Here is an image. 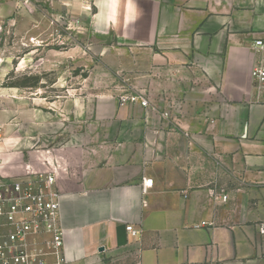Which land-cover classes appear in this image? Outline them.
Listing matches in <instances>:
<instances>
[{"label": "crops", "instance_id": "0c3cea01", "mask_svg": "<svg viewBox=\"0 0 264 264\" xmlns=\"http://www.w3.org/2000/svg\"><path fill=\"white\" fill-rule=\"evenodd\" d=\"M65 3L97 35L140 48L158 76L140 82L151 107L84 98L79 79H59L67 93L53 101L0 88V153L59 136L76 160L56 171L68 264H264V88L251 76L264 0Z\"/></svg>", "mask_w": 264, "mask_h": 264}, {"label": "rangeland", "instance_id": "374dc122", "mask_svg": "<svg viewBox=\"0 0 264 264\" xmlns=\"http://www.w3.org/2000/svg\"><path fill=\"white\" fill-rule=\"evenodd\" d=\"M9 1L14 2L13 9L0 18V88H16L29 98L39 92L53 101L67 93L54 87L59 79H79L85 83L79 89L84 98H90V92L121 97L138 95L143 91L141 81L158 77L140 48L97 35L63 0H0V5ZM82 1L87 7L92 5V0ZM64 80L60 83L65 84ZM1 100L5 101L0 95ZM43 113L51 116L49 109ZM12 132L9 128V136ZM63 144L59 136L35 151L25 147L16 151L8 144L0 153V179L14 180L49 170L69 176L76 160L62 150ZM109 264L130 263L120 259Z\"/></svg>", "mask_w": 264, "mask_h": 264}, {"label": "built area", "instance_id": "2783aa9c", "mask_svg": "<svg viewBox=\"0 0 264 264\" xmlns=\"http://www.w3.org/2000/svg\"><path fill=\"white\" fill-rule=\"evenodd\" d=\"M253 50L259 58L251 76L264 88V37L255 39ZM120 98L122 104L140 101L151 107L149 99L139 94H124ZM163 115L167 117L169 113ZM3 132L0 121V142ZM153 182L146 179L144 186L152 187ZM57 183L56 171H42L14 180L0 179V264H68ZM127 229L134 236L141 232L133 225H128ZM261 231L264 233V224Z\"/></svg>", "mask_w": 264, "mask_h": 264}]
</instances>
